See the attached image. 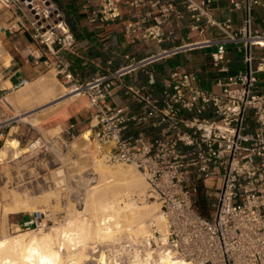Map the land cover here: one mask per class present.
<instances>
[{
  "label": "built area",
  "instance_id": "built-area-1",
  "mask_svg": "<svg viewBox=\"0 0 264 264\" xmlns=\"http://www.w3.org/2000/svg\"><path fill=\"white\" fill-rule=\"evenodd\" d=\"M215 1L148 0L159 11L155 23L147 26L143 18L128 23L127 30L142 40L161 41V25L171 15L182 16L178 5L188 13L190 30H224L227 22L213 16ZM257 5L264 0H229L232 10L244 11L240 33L249 40L246 68L225 77L216 90L203 88L194 73L180 69L160 79L149 73L148 82L139 86L126 83L133 73H148L149 64L167 52L125 54L117 69L81 83L59 58L61 51H73L77 40L57 3L0 0V36L27 31L47 48L58 74L94 108L89 127L79 135L104 150L105 162L135 166L148 183L144 199L158 205L165 225L151 219L150 235L118 247L119 262L144 264L164 254L179 264H264V56L255 55L256 47H264V33L252 30ZM121 15V0H100L91 20ZM228 40L207 39L208 44L221 42L215 61L224 58ZM117 89H124L138 108L110 102ZM76 136V123L70 122L64 141ZM42 222L35 215L24 225Z\"/></svg>",
  "mask_w": 264,
  "mask_h": 264
},
{
  "label": "crops",
  "instance_id": "crops-1",
  "mask_svg": "<svg viewBox=\"0 0 264 264\" xmlns=\"http://www.w3.org/2000/svg\"><path fill=\"white\" fill-rule=\"evenodd\" d=\"M53 1L59 6L77 40L74 50L61 51L59 58L62 63L67 64V70L81 83L100 73L117 69L124 63L125 54L147 56L167 52L163 58L149 64L148 73L138 71L127 76L126 83L137 86L148 82L149 73L160 79L180 69L194 73L203 88L218 90L219 83L225 77L246 68L245 43L249 40L248 36L240 33L244 24V11L232 10L229 0H216L213 5L214 18L220 22H227L228 28L221 30L216 26H210L204 32L192 31L188 26L190 21L188 13L185 8L178 5L182 16L176 18L171 15L161 25L163 36L161 41L153 37L142 40L127 30L128 23L143 18L147 26L155 23L154 16L158 15L159 11L151 7L148 0L137 4H131V0H121L122 15L108 21L98 18L95 21L91 20L100 0ZM252 27L253 32L264 33V5L254 7ZM233 36L241 39H230ZM209 38L215 40L229 38L225 43L226 52L222 60L215 61L213 58V53L218 50L221 42L208 44ZM0 40L4 46L5 57L0 61V77L5 84L0 88V98L39 80L46 71L54 69L59 75L55 57L29 32L22 30L8 32L0 36ZM255 55L264 56V47H256ZM59 76L65 80L61 74ZM159 88V85H155L156 94L159 93ZM109 100L114 104H128L133 109L138 108L124 89H117L115 96ZM69 113L68 120L76 123V133L79 135L89 127L94 108L84 97L72 102ZM18 223H21V219Z\"/></svg>",
  "mask_w": 264,
  "mask_h": 264
},
{
  "label": "rangeland",
  "instance_id": "rangeland-1",
  "mask_svg": "<svg viewBox=\"0 0 264 264\" xmlns=\"http://www.w3.org/2000/svg\"><path fill=\"white\" fill-rule=\"evenodd\" d=\"M0 44L3 46L1 40ZM3 53L4 46L3 50H0V61L5 59ZM50 73L53 76L47 80ZM45 80L48 84L59 83L62 90L68 94L57 100H49L41 88L42 82ZM3 86L5 84L0 77V88ZM73 87L75 86L71 82L63 80L53 69L44 72L39 80L27 84L19 91L0 98V149H6L14 154L18 153L13 154L14 157L0 160V238L15 234L19 231L18 229L40 230L43 228L48 231L52 227L61 226L69 220L73 213L78 211L81 212V215L89 214L83 211L82 206L83 203L86 204L85 201L91 194L92 188L99 183L101 177L94 168V156L87 154L92 153L101 158L104 150L99 152L100 149L95 143H90V140L87 142L82 136L77 137L78 134L76 136L79 138L78 141L75 139L70 143L64 141L66 128L70 123L68 120L70 105L73 101H79L84 96L79 98L75 96L59 109H54L56 107L54 104L74 95L75 92L70 93ZM115 165L133 169L144 178L133 165ZM145 183V193H134L131 197L136 199L135 201L140 207H152L158 216L157 203L143 197L148 190L146 180ZM17 197L18 201L15 199ZM124 200H128V197ZM16 202L19 203V209H15ZM23 203H28L29 208H24ZM121 204H124L123 201ZM205 211L208 213V210ZM35 215L43 217L40 226L24 225V222L30 221ZM19 219H21L20 224L18 223ZM119 230L122 239L119 237L115 247L112 246L114 243L112 244L110 241L104 242L105 244L101 246L95 243L94 245L98 246L93 249L91 246L88 247L89 253H92L93 257H97L102 251L105 254L110 252L108 254H111L109 261L112 259L113 262L114 256H117L113 247L117 250L120 245L123 246V243H129V240L134 242V237L142 236L134 231ZM128 236L133 238L130 239ZM126 238H128L127 241L123 242ZM96 249L98 252L94 254L93 251ZM112 262L110 264H114ZM86 264L97 263L91 260Z\"/></svg>",
  "mask_w": 264,
  "mask_h": 264
},
{
  "label": "bare ground",
  "instance_id": "bare-ground-1",
  "mask_svg": "<svg viewBox=\"0 0 264 264\" xmlns=\"http://www.w3.org/2000/svg\"><path fill=\"white\" fill-rule=\"evenodd\" d=\"M0 50H3L1 44ZM52 76L53 74L50 73L47 80L51 79ZM41 88L49 100H57L68 94L62 90L59 83L53 82L48 84L46 80L42 82ZM73 92H75L74 95L68 99L57 103L58 105L54 104L56 105L54 109L64 107L71 99L75 96L77 97L78 93L75 87L70 90V93ZM79 136L84 137L89 142L85 135H78L77 137ZM76 138L75 141H78L79 138L77 140ZM18 142L20 141L18 140ZM13 154L6 149H0V160L14 157L18 153ZM87 155L94 156V168L99 172L97 174H100L101 177L99 178V183L94 187L92 186L91 194L87 198V201H85L86 204L84 205L83 203L82 206L83 211L88 212L89 216H85L86 214L81 215V212L78 211L73 213L69 220L61 224V226L52 227L48 231L43 228L40 230L18 229L17 233L0 238V264H86L91 260L96 261L97 264H110L112 262V259L109 261L111 254L108 255L110 249L108 250V254L100 250L102 252L97 257H93L92 253H89L88 247L91 246L93 249V247L98 246H95V243L101 246L105 244L104 242L108 241L112 244L114 243L112 245L114 246L117 243L116 241L120 239L119 237L122 239L119 229H123L125 232L134 231L137 234L140 233L142 237L150 235V223L147 222L153 219L156 213H154L152 207H140L136 203V199L134 200L131 197L134 193H145L146 183L144 178L138 175L136 171H133V169L107 164L104 157L98 158L92 153ZM126 197H128V200H124ZM15 199L18 201L19 198ZM122 201L123 205L121 204ZM15 204V209H19V203L16 202ZM23 204L24 208H29L28 203ZM154 219H156L155 221L158 226L165 225L164 220L159 215ZM129 236L128 238L133 235ZM128 238L123 240V242H126ZM129 241L131 242V240ZM114 247V252L117 254L118 249L115 250L116 248ZM89 249L91 250V248ZM93 252L95 254L98 250L96 249ZM117 256H114V264H122V262L118 261ZM172 260L163 254L154 261L149 258L146 261H140L144 264H179ZM131 264L141 263L136 262Z\"/></svg>",
  "mask_w": 264,
  "mask_h": 264
},
{
  "label": "trees",
  "instance_id": "trees-1",
  "mask_svg": "<svg viewBox=\"0 0 264 264\" xmlns=\"http://www.w3.org/2000/svg\"><path fill=\"white\" fill-rule=\"evenodd\" d=\"M205 205V203H203V206Z\"/></svg>",
  "mask_w": 264,
  "mask_h": 264
}]
</instances>
